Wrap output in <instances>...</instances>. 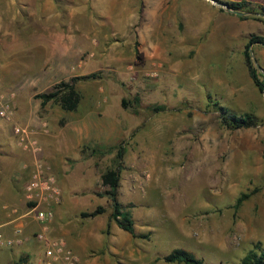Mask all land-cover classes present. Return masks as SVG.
Masks as SVG:
<instances>
[{"label": "rangeland", "instance_id": "obj_1", "mask_svg": "<svg viewBox=\"0 0 264 264\" xmlns=\"http://www.w3.org/2000/svg\"><path fill=\"white\" fill-rule=\"evenodd\" d=\"M180 1L172 10L171 0H0V93L15 92L13 121L0 118V188L19 189L26 179H16L22 165L13 124L38 128V120L46 122L48 133L38 135L44 148L52 144L53 132L80 115L94 114L100 122L94 132L102 142L80 151L68 184L80 192L67 197L80 202L70 201L62 213L69 236L79 242L72 248L79 264H168L159 259L179 248L204 264H240L255 244L264 247V92L240 59L252 35L264 37V21L248 18L252 22L241 24L239 35L222 41L227 50L196 59L192 51L168 50L161 42L192 43L181 24ZM173 19L178 35L171 33ZM34 37L48 49L30 51ZM249 52L264 82V46L253 44ZM34 62L51 68L48 80L19 77ZM89 74L97 78L75 84L81 95L75 111L53 101L41 105L38 95ZM219 107L248 114L255 124L227 127ZM112 123L115 139L106 129ZM107 136L114 149L105 152ZM119 146L118 201L130 209L135 233L147 239L133 238L109 222L110 201L100 175L114 167ZM242 195L248 198L236 208ZM14 204L25 210L24 197ZM98 207L100 215L80 217ZM75 215L80 224L72 223ZM8 259L0 251V264ZM11 264L38 261L30 255Z\"/></svg>", "mask_w": 264, "mask_h": 264}, {"label": "crops", "instance_id": "obj_2", "mask_svg": "<svg viewBox=\"0 0 264 264\" xmlns=\"http://www.w3.org/2000/svg\"><path fill=\"white\" fill-rule=\"evenodd\" d=\"M171 1L174 6H171L172 8L169 9L172 10H174L177 7V4L181 2L180 0ZM226 1H246L253 4H259L264 7V0ZM182 3V9L184 10L183 13H185L181 17V24L184 25V28L186 29L184 34H188L192 37V43L189 44L188 42H184V38H176L178 41L177 44H170L168 40H161V42L168 45V50L181 49L183 51L182 53L185 54L192 51L194 52V58L196 59L208 58L212 56L208 54V52L212 50L217 52L227 50V47L222 44V41L227 42L229 36L234 38L239 35V33L242 32H238V28H240L241 24L252 22L248 19H239L237 15L214 4L211 0H183ZM171 22L174 25L171 29V33L178 35L179 32L176 26V20L173 19ZM157 33L159 35H167V33L161 32V30H158ZM242 35L245 36L244 33ZM37 40L38 39L36 37L32 38L29 48L30 51L33 49L36 50L38 47L48 49V45L44 43L42 39H39V42H37ZM156 45H158V43H156ZM240 59L241 62L244 63L243 55ZM46 60L47 59H45V61ZM50 75L51 68L46 69L40 66L37 67L34 62L30 69H28V72L19 74V77L22 78V80L26 79L35 83H40L48 80L47 78H49ZM78 117L79 118H77L76 121L66 124L57 132H53L51 134L53 138L52 144L44 145V158L50 166L52 172L55 174L62 192V200L60 205L55 207V218L50 225L49 234L52 237H65L66 242L71 249H76L75 245L77 243L79 244V242L75 241L73 236H69L70 230H68V225L70 223L63 217L62 213L69 209L70 201L75 204L80 202L74 200L75 198H68V193L70 195H74L80 191L76 188V186L69 188L68 184L74 176V170L78 169L76 168L78 166V162L76 160L80 157V151L84 147L94 148L102 142L94 132L96 128H100L99 119L96 118L94 114L86 116L83 114ZM106 129L109 132H112V137L115 139L117 136L116 124H108ZM109 138L111 137L107 136L104 144L110 147L113 143H111ZM16 153L17 158L22 165V172L20 176L16 177V179H26L19 189H17V187L8 189L7 187L9 186H5V189L0 188V233L5 238H12L14 236V229L21 228L23 236L26 240L22 244L15 245L11 248H2L0 250L2 252L4 251L9 256L6 264L18 262L21 257H28L30 259V255L36 256L37 244L34 234L39 230L38 224L25 215L27 213L28 206L26 205L25 210L22 211V205L19 204V206H16V204H14L16 201L21 202V198L24 197V185L29 178L32 160L31 156L22 151L20 148L16 149ZM75 154L77 155L75 156ZM12 176L14 178L15 174ZM75 182L79 183V180L76 179ZM12 205H15L17 208L13 207L12 209ZM18 209L22 212L21 214ZM81 221L80 217L75 215L72 223L76 222L80 224Z\"/></svg>", "mask_w": 264, "mask_h": 264}, {"label": "trees", "instance_id": "obj_3", "mask_svg": "<svg viewBox=\"0 0 264 264\" xmlns=\"http://www.w3.org/2000/svg\"><path fill=\"white\" fill-rule=\"evenodd\" d=\"M219 3L227 5L232 12L246 13L245 16H238L241 20H247L248 18L255 19L257 21H264V7L259 4H253L246 1L232 2L226 0H215ZM253 44H260L264 46V37L252 35L245 45L242 55L244 58V64L247 68L248 74L254 84V86L260 91L264 92V82L260 81L257 69L253 65V61L250 56V46ZM138 54V52L136 51ZM263 76V75H262ZM97 78L96 74H89L86 76L72 77L68 81L59 82L53 86L52 91L45 94L38 95L41 99V105L44 106L47 102L53 101L59 107L67 112L75 111L81 101V95L76 90L75 84L79 80L87 81ZM264 79V78H263ZM123 107L127 106L125 101L122 102ZM162 108H154V112H159ZM220 118L227 127L231 128H249L255 124L254 119L248 114L237 116L228 113L224 108L219 107ZM114 148H108L105 152ZM115 165L112 168L105 170L100 175V182L107 190L105 194L110 201L111 212L109 215V222H114L115 225L121 231L128 233L136 239H147V235H138L134 230V222L132 214L129 208H124L118 201V189L120 187V169L122 167L123 149L119 146L116 147ZM93 152H96L93 151ZM248 198V195H242L236 200L235 207L239 208L242 202ZM103 213V209L98 207L92 212H82L81 218H91ZM109 225H107L108 228ZM159 260L168 264H204L201 259L196 258L192 253L184 249H174L170 253L164 255ZM240 264H264V247L260 243L255 244L240 261Z\"/></svg>", "mask_w": 264, "mask_h": 264}, {"label": "built area", "instance_id": "obj_4", "mask_svg": "<svg viewBox=\"0 0 264 264\" xmlns=\"http://www.w3.org/2000/svg\"><path fill=\"white\" fill-rule=\"evenodd\" d=\"M14 99L15 92L0 93V118L8 123L13 121ZM38 126L32 128L29 125H12L16 145L32 158L29 178L24 185V199L28 206L25 215L39 226L34 234L36 258L38 264H79L77 254L66 240L49 234L50 225L55 218V207L62 200V192L55 174L44 158V148L38 139V135L48 133V124L38 120ZM25 240L22 229L15 228L12 238H5L0 233V248H11Z\"/></svg>", "mask_w": 264, "mask_h": 264}, {"label": "water", "instance_id": "obj_5", "mask_svg": "<svg viewBox=\"0 0 264 264\" xmlns=\"http://www.w3.org/2000/svg\"><path fill=\"white\" fill-rule=\"evenodd\" d=\"M211 2H213L214 4H216V5L220 6V7H222L223 9L227 10L228 12H232V11L227 7V5H225V4L219 3V2H217V1H215V0H211ZM232 13H234V14L237 15V16H245V15H247L246 13H237V12H232Z\"/></svg>", "mask_w": 264, "mask_h": 264}]
</instances>
